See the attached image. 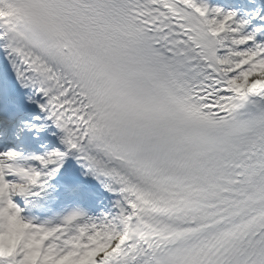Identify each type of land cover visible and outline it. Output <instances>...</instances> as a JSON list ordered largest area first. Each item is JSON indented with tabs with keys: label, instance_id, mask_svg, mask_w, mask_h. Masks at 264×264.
<instances>
[{
	"label": "snow or ice",
	"instance_id": "obj_1",
	"mask_svg": "<svg viewBox=\"0 0 264 264\" xmlns=\"http://www.w3.org/2000/svg\"><path fill=\"white\" fill-rule=\"evenodd\" d=\"M0 264H264V0H0Z\"/></svg>",
	"mask_w": 264,
	"mask_h": 264
}]
</instances>
